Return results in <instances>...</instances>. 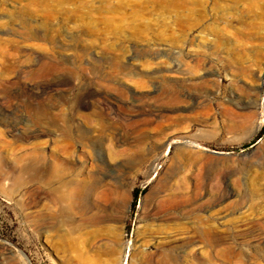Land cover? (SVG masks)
I'll return each instance as SVG.
<instances>
[{
	"label": "rangeland",
	"instance_id": "obj_1",
	"mask_svg": "<svg viewBox=\"0 0 264 264\" xmlns=\"http://www.w3.org/2000/svg\"><path fill=\"white\" fill-rule=\"evenodd\" d=\"M263 126L264 0H0V264H264Z\"/></svg>",
	"mask_w": 264,
	"mask_h": 264
},
{
	"label": "trees",
	"instance_id": "obj_2",
	"mask_svg": "<svg viewBox=\"0 0 264 264\" xmlns=\"http://www.w3.org/2000/svg\"><path fill=\"white\" fill-rule=\"evenodd\" d=\"M262 132H264V126L261 128V130L259 131V134H258L257 137L252 141V143L255 142L256 139H258V137H260V135L262 134ZM243 146H244V147H247V146H249V144H245V145H243ZM139 193H140V192H139L138 190H135V191H134V194H133L134 199H133V202H132V208H134V206H135V204H136V201H137V199H138Z\"/></svg>",
	"mask_w": 264,
	"mask_h": 264
},
{
	"label": "bare ground",
	"instance_id": "obj_3",
	"mask_svg": "<svg viewBox=\"0 0 264 264\" xmlns=\"http://www.w3.org/2000/svg\"><path fill=\"white\" fill-rule=\"evenodd\" d=\"M55 166H56V165H55ZM55 166H54V167H55ZM57 166H58V165H57ZM50 167H51V166H50ZM57 168H58V167H57ZM185 168H186V167H185ZM59 171H60V170H59ZM180 171H181V170H180ZM56 172H57V171H56V168H55V169H54V174H55ZM179 173H180V172H179ZM54 174H53V175H54ZM176 174H177V173H176ZM180 174H181V173H180ZM178 175H179V174H178ZM182 179H183V178H182Z\"/></svg>",
	"mask_w": 264,
	"mask_h": 264
}]
</instances>
